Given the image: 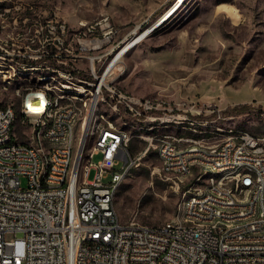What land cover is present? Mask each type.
I'll return each mask as SVG.
<instances>
[{
  "label": "built area",
  "instance_id": "1",
  "mask_svg": "<svg viewBox=\"0 0 264 264\" xmlns=\"http://www.w3.org/2000/svg\"><path fill=\"white\" fill-rule=\"evenodd\" d=\"M103 21L87 26L83 39L67 36L65 24H48L49 33L30 38L38 44L28 46L30 51L0 47V56L18 58L19 67L59 68L85 78L93 92L91 107L82 108V99L60 96L52 86L28 85L17 90L18 106H0V264H264V136L223 131L235 116L216 106L173 104L120 86L122 56L114 36L99 37V30L112 27L108 18ZM89 31H96V38L87 37ZM94 47H104V54L92 55ZM79 60L87 63L88 74L77 73ZM101 100L138 125L165 118L191 126L222 124V131L131 136L103 120L88 144H81L85 133H77V126L89 122ZM63 122H70V142L55 143L53 133ZM29 123H37L36 133H29ZM39 141H46V148H39ZM135 141L147 146L134 153ZM151 149H162L160 159L178 162L177 172H164L178 189L189 178L188 160L203 159L199 176L221 163L243 162L244 170L209 183L195 178L186 191H208L207 203H196L182 223L174 218L157 226L123 223L114 205L116 190ZM96 154H102L98 162ZM250 163L261 170L256 199H246ZM179 170H186V177H179ZM88 196L106 199V207L93 208ZM211 208H218V215H211ZM193 213H206L207 221L193 220ZM225 219H232V227H225Z\"/></svg>",
  "mask_w": 264,
  "mask_h": 264
},
{
  "label": "rangeland",
  "instance_id": "2",
  "mask_svg": "<svg viewBox=\"0 0 264 264\" xmlns=\"http://www.w3.org/2000/svg\"><path fill=\"white\" fill-rule=\"evenodd\" d=\"M177 2L0 0V47L30 51L28 46H38L30 38L49 33L48 24L57 28L65 24L67 36L83 39L87 26L108 18L112 27L98 33L99 37L114 36L117 52L124 51L120 58L123 70L117 77L120 86L137 95L161 96L185 106H216L224 110L236 104H251L254 110L233 115L223 127L264 136V0H185L175 8ZM228 5L237 9L236 14L225 10ZM143 33L146 35L139 42L125 49ZM96 34L89 31L87 37L96 38ZM103 54L104 47L92 48V55ZM4 56H0V106H18L17 90L28 85L61 86L69 82L75 89L85 80L61 75L48 66L19 67L18 58ZM75 67L79 75L88 74L84 60ZM108 113L116 126L130 129L136 125L123 112ZM159 133L191 136L187 129H161ZM19 140L29 141L26 137ZM91 143L89 140L88 146ZM146 146L144 141H135L131 149L137 153ZM101 158L102 154H96L94 161ZM161 167L158 149H151L121 182L114 205L123 223L137 221L157 226L178 214L199 168L194 167L193 174L178 189L175 179L167 178ZM93 174L94 170L90 178Z\"/></svg>",
  "mask_w": 264,
  "mask_h": 264
},
{
  "label": "bare ground",
  "instance_id": "3",
  "mask_svg": "<svg viewBox=\"0 0 264 264\" xmlns=\"http://www.w3.org/2000/svg\"><path fill=\"white\" fill-rule=\"evenodd\" d=\"M183 2H185V0H183L182 3H180L179 5H182ZM225 10H228V12L230 11L231 14H236L237 11V9H234L229 5L225 8ZM146 33H148V31ZM146 33H143L140 36H138L132 43L127 45L125 49H128L137 42H139L146 35ZM123 53L124 51L121 52L120 56ZM52 70L56 73H60L61 75L72 77L67 75L64 71L60 70L59 68L52 67L51 71ZM49 77L50 79H54L53 76H49ZM80 82H81L80 86L75 89H72L71 86L68 85L69 82L67 84H61L62 87L53 83H49L47 85L36 84L31 86H43V87L52 86V88L55 91H57L60 96L67 97V99H82V108H90L91 101H93V92L91 86H87L86 79L81 80ZM105 111L111 112L114 115L122 113V110L115 109V104L109 103L108 100H101V104H95L93 106L92 115L90 116L89 122L79 123V126H77V131L80 128L82 129V133L86 132L85 137L81 138V144H88V137H94L97 134V129L100 126H102L103 120H107V123L111 127V129L121 130L122 132L127 133L131 136H138L139 134H144L146 136L170 134V133H159V131L161 129H171V128L177 130L179 129L189 130L191 132V136L188 137H198L197 134L202 132L220 133V131H222V127L217 126L214 123H196L193 124V126H191L188 124H183L181 123V121H178L176 119H165V118L144 119L139 125L138 122L135 121L136 125H132L131 128L129 129L127 127L116 126L113 123V121L109 119L108 116L109 113L108 112L106 113ZM223 131H230V129H225L223 127ZM36 132H37V123H29V133H36ZM234 134H236V136H246L247 131L234 130ZM70 139H71L70 122H63L62 125H60L58 128V133H53V140L55 141V143H67L70 142ZM39 148H46V141H39ZM158 153L159 156L162 157V149H158ZM161 161H162V169H164L166 172H177L178 162L170 163L167 162V159H161ZM197 166H203V159H196V163L195 160H188L189 176L193 174L194 167ZM239 170H244L243 162L221 163V165L219 166H212L206 168L204 170V173L201 174V176H199L198 174L197 178H199L200 183H203L205 177L208 174H210L206 182L209 183L212 182L213 180H216V178H225V176L230 171H239ZM215 171H217V173H215ZM250 174L252 175V177L249 178L247 182L246 199H256L260 194V177H261V170L259 168L258 163H250ZM179 177H186V170H179ZM188 192L190 194L187 198L184 199L178 214L174 217V223H182L183 219L190 217V208L196 207V203H207L208 191L189 190ZM88 203H90L93 208L106 207V199H101L98 196H88ZM211 215H218V208H211ZM193 220L207 221V214L193 213ZM225 227H232V219H225Z\"/></svg>",
  "mask_w": 264,
  "mask_h": 264
},
{
  "label": "trees",
  "instance_id": "4",
  "mask_svg": "<svg viewBox=\"0 0 264 264\" xmlns=\"http://www.w3.org/2000/svg\"><path fill=\"white\" fill-rule=\"evenodd\" d=\"M251 110H254V107L251 104L242 103L224 109L223 113L226 115H241L244 113H248Z\"/></svg>",
  "mask_w": 264,
  "mask_h": 264
},
{
  "label": "water",
  "instance_id": "5",
  "mask_svg": "<svg viewBox=\"0 0 264 264\" xmlns=\"http://www.w3.org/2000/svg\"><path fill=\"white\" fill-rule=\"evenodd\" d=\"M182 1H183V0H178L177 4L175 5V8H177L178 5H179L180 3H182ZM175 8H174V9H175ZM85 134H86V132H85Z\"/></svg>",
  "mask_w": 264,
  "mask_h": 264
}]
</instances>
